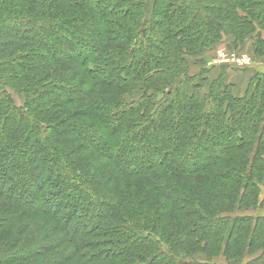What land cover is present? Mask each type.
I'll return each instance as SVG.
<instances>
[{
    "label": "trees",
    "instance_id": "16d2710c",
    "mask_svg": "<svg viewBox=\"0 0 264 264\" xmlns=\"http://www.w3.org/2000/svg\"><path fill=\"white\" fill-rule=\"evenodd\" d=\"M258 28L263 0H0V264L264 253V72L206 95L187 62Z\"/></svg>",
    "mask_w": 264,
    "mask_h": 264
},
{
    "label": "rangeland",
    "instance_id": "374dc122",
    "mask_svg": "<svg viewBox=\"0 0 264 264\" xmlns=\"http://www.w3.org/2000/svg\"><path fill=\"white\" fill-rule=\"evenodd\" d=\"M264 3V0H263ZM264 37V31L261 29H257L255 33L251 34L244 42L236 43V39L233 35H227L224 36L219 42L215 43L214 45H208L209 48L206 46L202 51H200L199 54H192L189 57H187V62L189 65V71L191 75H199L200 77H203L204 70H212L208 74L206 73L205 76L208 78V81L210 83V86L207 84L205 91H203L204 94H208L212 91L211 85L217 84L220 77L223 75V77L226 78L225 83L226 85H231L227 80H230V82H234V91H237L239 94L242 93L241 97H244L246 95H243V88L246 87V83L251 78V80L255 77V72H253L257 65H260L261 68H264V57H260L256 52H254V47L257 43L258 37ZM246 57L249 61L246 62L247 64L251 65V67L247 68H239L234 65L225 64L226 61L235 60V62L240 61L241 64H243V58ZM208 62V63H207ZM226 69L229 70L228 73L230 79L226 76ZM215 71V72H214ZM236 74L241 73L243 74L242 78L237 77ZM211 74L214 75L213 79L210 78ZM196 76V77H197ZM197 77V79L199 78ZM252 76V77H251ZM209 86V87H208ZM249 86V85H248ZM232 90V91H233ZM233 93V92H232ZM143 91L142 90H136L131 94H127L123 97L124 102L126 104H131L139 101L143 98ZM206 94V95H207ZM15 104L18 107H23V104L25 103V97H23L22 94L15 93ZM263 127V126H262ZM81 144H79L80 146ZM94 147V146H91ZM262 211H251V212H239L237 213L238 216L242 215H257ZM262 257H264V253L260 252L255 256H247L246 261L244 264H249L250 261L254 260H260ZM195 261L201 262V263H207L210 262L212 264H228L223 257H217L214 258L212 261H208L207 257L204 255H196L194 256Z\"/></svg>",
    "mask_w": 264,
    "mask_h": 264
},
{
    "label": "crops",
    "instance_id": "0c3cea01",
    "mask_svg": "<svg viewBox=\"0 0 264 264\" xmlns=\"http://www.w3.org/2000/svg\"><path fill=\"white\" fill-rule=\"evenodd\" d=\"M208 63V62H207ZM209 71H212V70H209ZM229 70H227L226 69V76L230 79V77H229V74L228 73H230V72H228ZM215 72V71H214ZM253 72H264V68H261V66L260 65H257V67H256V69L253 71ZM235 74H236V72H234ZM237 75V77H239V78H242V76H243V74H241V73H238V74H236ZM213 77H214V75L213 74H211V76H210V78L211 79H213ZM252 77V76H251ZM225 80H226V78H225ZM228 82H229V84H231L232 86H233V89H234V85H235V83L234 82H230V80H227ZM250 81H251V78L248 80V82L246 83V87L245 88H243V95H245V93H246V91H247V88H248V85H249V83H250ZM233 92V95L235 96V97H238V98H240L241 96H242V93L241 94H239L237 91H232Z\"/></svg>",
    "mask_w": 264,
    "mask_h": 264
},
{
    "label": "built area",
    "instance_id": "2783aa9c",
    "mask_svg": "<svg viewBox=\"0 0 264 264\" xmlns=\"http://www.w3.org/2000/svg\"><path fill=\"white\" fill-rule=\"evenodd\" d=\"M242 60H243V62H242L243 64H241L240 61L235 62V60L226 61L225 64L229 65V63H230V65H234V66L239 67V68H247V66L251 67V65L246 63L249 61L246 57H244Z\"/></svg>",
    "mask_w": 264,
    "mask_h": 264
}]
</instances>
